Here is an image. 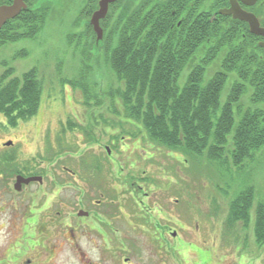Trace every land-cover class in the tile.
Instances as JSON below:
<instances>
[{
    "label": "flooded vegetation",
    "instance_id": "af4514ba",
    "mask_svg": "<svg viewBox=\"0 0 264 264\" xmlns=\"http://www.w3.org/2000/svg\"><path fill=\"white\" fill-rule=\"evenodd\" d=\"M12 2L0 0V5ZM23 2L25 7L17 15L24 9L29 10L28 15L38 12L44 15L43 27L54 20L55 29L65 36L66 47L80 53L110 52L120 34L124 60L136 57L137 65L149 61L155 66L159 61L161 65L181 67L170 76L180 85L190 77L193 66H203L206 61L208 21L232 24L238 43L264 53V0H110L104 16L98 19L99 40L90 19L99 10L100 0ZM57 136L61 143L62 133ZM17 141L0 142V230L6 237L0 243V264H192L193 259L188 261L187 256L193 253L196 264H207L201 258L203 251L192 248L185 235H177L169 201L161 211L152 210L156 195L137 184L146 174L144 169L136 172L126 163L124 173L125 163L111 155L107 144L104 155H64L61 147L56 148L60 149L57 155H48L52 146L46 139L43 147L36 145L43 154H30L21 162V152L10 149L22 143ZM109 143L114 144V139ZM24 147L22 143L23 155ZM155 158L144 164H156V168L165 163ZM134 162L138 165L142 161ZM116 163H120L121 172L115 179H124L127 188L140 194L139 203L148 201L140 211L130 208L127 219L107 199L108 194L114 195L107 190V176H112ZM79 180L88 189L80 188ZM88 191L100 198L93 200L89 195L85 204L80 197ZM127 220L151 228L156 224L161 236L137 235L139 226L130 229ZM114 225L118 228H112Z\"/></svg>",
    "mask_w": 264,
    "mask_h": 264
},
{
    "label": "trees",
    "instance_id": "16d2710c",
    "mask_svg": "<svg viewBox=\"0 0 264 264\" xmlns=\"http://www.w3.org/2000/svg\"><path fill=\"white\" fill-rule=\"evenodd\" d=\"M28 13L24 9L3 24L0 47L19 39L34 38L42 31L44 15L35 11H32L34 15ZM118 35L119 40L110 52H82V73L79 70L65 79L81 93L84 104L92 98L97 107L105 110L92 114L88 125L71 117L62 121L58 133L63 135L64 149L77 151V145H67L64 139L67 132L78 131L92 144L96 129L92 123L103 121L107 127L118 126L135 138L141 131L134 130L133 125L139 124L145 130L141 140L147 138L153 146L185 153L195 163L202 156L203 160L230 163L240 169L246 160L254 158L255 151L264 145V53L238 43V33H233L232 24L216 25L208 21L206 61L203 66H193L190 77L181 85L170 80L171 74L181 67L161 65L159 61L155 66L149 61L137 65L136 57L132 61L124 60V47ZM100 59L104 60L106 70L103 75H99ZM214 61L213 67L217 69L205 80V70ZM8 71L11 68L0 75V113L9 125L15 126L35 114L40 83L35 68L20 77L8 78ZM226 81L228 90L221 101ZM125 125L133 130H125ZM56 140L61 144L57 135ZM48 149L52 150L50 145ZM225 152L228 157L223 156ZM198 164L202 165V161ZM252 202L251 188L240 190L230 199L225 220L228 233L234 235L237 222L242 223L243 229L248 227ZM252 231L254 242L260 247L264 244V203L255 206ZM234 239H240L238 234Z\"/></svg>",
    "mask_w": 264,
    "mask_h": 264
},
{
    "label": "rangeland",
    "instance_id": "374dc122",
    "mask_svg": "<svg viewBox=\"0 0 264 264\" xmlns=\"http://www.w3.org/2000/svg\"><path fill=\"white\" fill-rule=\"evenodd\" d=\"M52 21L53 23L49 21L34 38L19 39L0 47V75L11 68V72L8 71V78L20 77L23 72L35 68L40 83V100L33 116L27 120L18 121L15 126H10L0 113V142L6 139L20 140L25 146L24 155L22 143L10 149L17 148L18 152H21L22 157H18L21 162L29 158L30 154L35 157L39 153L43 154V151L39 152L36 145L43 147L46 139L52 146L48 155H57V150L60 149L64 155H87L90 152L104 155V144H107L111 148V155L121 158V164L125 163L124 173L126 163H129L136 172L144 169L146 174L137 184L156 195L155 200L151 201L152 210L161 211L169 201L174 208L172 218L176 221L177 235L182 237L185 235V240L192 248L203 251L201 258L207 260V264H264V244L260 247L256 246L252 231L255 206L257 203H264V145L257 149L254 158L246 160L240 169L232 167L230 163L226 165L217 161L203 160L202 156L198 160V163L202 161L201 165L195 163L191 156L185 153L164 147H153L148 144L146 137L141 140L145 130L139 124L133 125L134 130L141 131V135L135 138L127 132H122L118 126L107 127L101 121L100 124L92 123L96 128L93 131L95 136L92 144L87 143L85 136L78 131L72 134L66 133L64 139L67 145L72 147L77 145L78 153L64 149V141L56 146V135L62 121L65 122L68 117H71L74 121L88 125L93 118L92 114L97 115L105 109L97 107L92 98L87 101L88 104H84L81 93L65 82L67 77L73 76L79 70L82 73L84 54L64 45L65 36L63 33H58L55 29L57 23ZM214 63L215 61L207 66L204 73L205 80L217 69L213 67ZM89 64L92 65V62L90 61ZM100 65L99 75H103L106 71L103 67L105 66L103 59H100ZM94 74H92L93 78L96 77ZM105 79L107 77L104 78V82ZM226 90H228V81L225 82L221 91V101L224 99ZM124 129L133 130L127 125ZM111 139H114V144L109 143ZM230 139L229 135L228 143L231 142ZM57 147L61 148L56 149ZM154 156L157 162L163 160L165 163H159L156 168L153 167L156 164L147 167L144 164L145 161L154 159ZM223 156L228 157V153L225 152ZM135 159L142 162L136 165ZM120 163L114 164L112 176H107V190L114 194L112 196L108 194L107 199H110L109 203L116 204L118 212L127 219L130 208L140 211L141 206L148 201L145 199L144 204L138 202L140 194L127 188L123 174L122 181L115 179L121 172ZM79 182L80 188L88 189V185L83 181L79 180ZM248 188L253 191V202L249 210L250 220L247 225L249 229L248 227L243 229L242 223L237 222L234 235L230 234L225 226L229 201L237 192ZM89 195L93 200L100 198L89 191L86 194L82 193L80 198L85 204L89 203L87 199ZM137 214L142 213L137 212ZM126 222L130 229H133V226H139L137 235L155 238L161 236L162 230L156 224H151L153 226L151 228L145 224L129 222V220ZM112 228L118 227L114 225ZM237 234L240 238L238 241L234 239ZM5 241L6 237L0 230V243ZM187 258L188 261L193 259L192 264H196L197 259L194 253L188 254ZM177 262H180V259L177 258Z\"/></svg>",
    "mask_w": 264,
    "mask_h": 264
},
{
    "label": "water",
    "instance_id": "95a60500",
    "mask_svg": "<svg viewBox=\"0 0 264 264\" xmlns=\"http://www.w3.org/2000/svg\"><path fill=\"white\" fill-rule=\"evenodd\" d=\"M110 0H100L99 2V10L94 12V14L91 16L90 22L93 24V27L95 29V32L97 34L96 38L97 40L101 39V29L98 25V19L104 16L107 3ZM25 4L23 0H13L12 4L10 5H0V28L5 24V22L11 18H14L21 10V8H24ZM11 142H7L6 144H10ZM107 151H109L107 149ZM23 182H27L28 179H20ZM19 181H17L18 184Z\"/></svg>",
    "mask_w": 264,
    "mask_h": 264
}]
</instances>
